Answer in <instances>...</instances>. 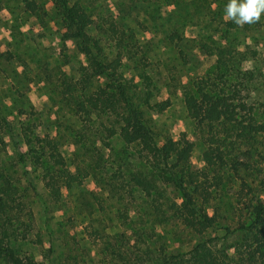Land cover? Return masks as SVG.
<instances>
[{
  "label": "rangeland",
  "instance_id": "374dc122",
  "mask_svg": "<svg viewBox=\"0 0 264 264\" xmlns=\"http://www.w3.org/2000/svg\"><path fill=\"white\" fill-rule=\"evenodd\" d=\"M80 1L91 15L90 33L102 41V47L111 52L119 47L131 56L116 68L149 76L151 102L159 103L162 110L146 112L145 117L167 130L176 143H192L190 168H203V144L201 130L185 111L183 88L204 85L231 103L252 106L257 119L264 120V16L259 23L241 28L225 21L227 0ZM59 21L48 0H0V117L11 121L16 135L27 128L30 137L48 135L56 140L75 177L70 187L60 186L57 201L51 200L43 175L55 176L60 183L58 168H51L44 157L35 162L37 144L24 145L17 136L16 148L1 128L0 166L16 186L20 207L18 215L10 214L7 233L16 238L20 254L44 264L47 256L53 264H145L135 258L140 255L134 244L137 230L148 233L149 241L141 245L150 249L185 250L186 244L170 233L173 221L166 223L160 214L149 217L150 204L136 193L133 198L124 193L123 176L145 169L132 148L105 136L104 115L84 123L75 113V94L66 87L79 76L85 59L72 40L61 38ZM172 33L177 37L170 41ZM18 151L25 153L23 161L18 160ZM259 151L251 154L243 174L264 192V149ZM231 183L222 186V198L233 193ZM111 186L126 200L111 198L107 191Z\"/></svg>",
  "mask_w": 264,
  "mask_h": 264
},
{
  "label": "trees",
  "instance_id": "16d2710c",
  "mask_svg": "<svg viewBox=\"0 0 264 264\" xmlns=\"http://www.w3.org/2000/svg\"><path fill=\"white\" fill-rule=\"evenodd\" d=\"M48 1L59 16L61 38L72 40L85 59L79 76L66 87L69 94H75V113L84 123L92 116L106 117L107 125L102 127L105 136L116 137L132 148L136 161L145 168L130 171L126 178L123 176L124 193L130 198L136 193L150 204L149 217L160 214L166 223L173 221L174 229L170 233L175 241L187 246L177 252L163 248L155 251L141 245L149 241V235L137 230L134 244L140 255L135 258L145 264H264V192L251 185L243 174L248 170L251 154H260L259 150L264 149V140L261 141L264 120L257 119L258 111L241 101L231 103L226 96L204 89V85L195 84L194 90L183 88L185 111L194 127L201 130L203 144L200 149L203 168H190L192 143H176L167 130L152 125L145 117L146 112L158 114L162 110L159 103L151 102L154 93L149 76L143 72L126 74L116 68L131 56L122 53L119 47L114 52L106 51L102 41L91 35V15L80 0ZM176 37L172 33L169 40ZM0 123L3 135L11 137L16 148L17 136L24 145L35 142L39 148L35 162L41 163L44 157L51 168H58L56 172L63 178L60 183L55 176L46 174L42 180L48 197L57 201L60 186L70 187L75 177L56 140L48 135L40 139L30 137L27 128L16 135L11 121L4 117H0ZM78 134L84 137L83 130ZM232 149L239 153L232 155ZM24 155L18 151V160L23 161ZM227 182H232L233 193L222 198V186ZM16 191L12 178L0 166V264H44L35 262L32 255L20 254L16 238L7 233L10 214L15 216L20 212ZM107 191L111 198L126 200L117 187L111 186ZM114 248L118 250L119 245ZM45 264H53L52 259L47 256Z\"/></svg>",
  "mask_w": 264,
  "mask_h": 264
},
{
  "label": "clouds",
  "instance_id": "9594fccd",
  "mask_svg": "<svg viewBox=\"0 0 264 264\" xmlns=\"http://www.w3.org/2000/svg\"><path fill=\"white\" fill-rule=\"evenodd\" d=\"M264 16V0H227L224 19L243 27L260 22Z\"/></svg>",
  "mask_w": 264,
  "mask_h": 264
}]
</instances>
